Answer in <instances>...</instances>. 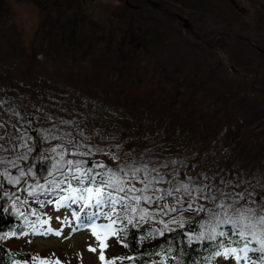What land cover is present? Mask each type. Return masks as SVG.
I'll list each match as a JSON object with an SVG mask.
<instances>
[{
	"label": "trees",
	"instance_id": "1",
	"mask_svg": "<svg viewBox=\"0 0 264 264\" xmlns=\"http://www.w3.org/2000/svg\"><path fill=\"white\" fill-rule=\"evenodd\" d=\"M13 1L33 5L40 15L36 35L27 43V51L20 50L17 68L14 72L0 71V100L3 101L0 117L18 121L22 133L29 138L30 149L18 169L31 175V179H49L61 171L67 172L66 166L54 167L63 164L61 154L65 159L85 161L84 168L105 165V168H95V172L115 169L135 160L147 162L149 169L154 166L159 169L164 182L155 186L165 185L159 191L161 193L181 185L191 189L207 185L218 199L221 198L220 192L232 194V199L242 194L244 199L239 200L240 205L254 208L261 205L260 199L248 193L251 177L257 171L256 161L264 158V86L255 87V81L264 80V75L250 78L245 73L212 72L214 66L211 65L209 72H193L192 81L185 77L186 81L180 78L172 82L171 72H146V64L141 66L142 55L148 54L138 55L136 50L145 46L139 15L142 10L127 7L120 10L118 7L110 10L107 18H101L91 6L94 0ZM146 1L140 4L150 6L144 5ZM160 4L164 15L170 14ZM10 6V0H0V23L11 21ZM260 11L256 27L264 25V10ZM113 18H126L127 23L122 26ZM82 35L85 39L81 41ZM62 51L70 61L83 55L89 57L88 72L83 76L76 72L68 78L59 72L50 76L38 72L37 54L47 62L56 60ZM219 65L223 67L220 60L218 68ZM60 86H65V91ZM80 87H91L99 99L94 104L85 103L86 90L74 91ZM208 93L213 97L210 105L205 102ZM226 100H238L240 106L248 108L251 116L245 125L232 130L238 118L226 111ZM252 118L260 120L255 126L259 132L254 139L260 135L261 142L253 141L249 134H240L250 127ZM77 144L82 147H74ZM226 145L232 149L229 158L222 154ZM89 148L93 151L88 155H69V152L88 153ZM97 148L102 151H95ZM170 161L176 163L170 164ZM161 164L168 166L161 167ZM192 165H198L197 172L192 173ZM144 175L137 174L139 179ZM190 178L197 180L193 183ZM72 184L77 186L75 181ZM135 187L141 188L143 184L135 183ZM144 195L158 194L149 191ZM173 197L178 198L175 212L165 208L164 202L160 206L156 200L151 204L142 202L139 207L150 214L144 223L133 225L126 218L118 222L120 231L116 249L108 250L116 264H156L160 256L154 253L162 252L169 242L174 251L168 254L173 259L167 264H174L177 258L183 264H199L209 255L212 245L195 239L189 244L185 235L195 233L204 219L209 218L207 211L196 210L201 206L206 209V204L202 203L205 199L197 192H192L190 197L183 188L174 191ZM43 199L30 205L37 217L43 214L48 203ZM190 203L191 209L188 207ZM209 204L212 209L214 202ZM159 213L162 222H159ZM25 218L26 225L39 226L36 218ZM170 220L177 223H169L165 229L164 223ZM180 223L184 225L182 228ZM23 225L0 197V264H34L33 257L48 259L54 264L57 260L48 254L10 248V237L25 236L27 226ZM220 227L218 232L228 234L224 238L225 244L239 240L238 236H232L230 225ZM242 245L243 242L239 246ZM128 256L134 260L118 259Z\"/></svg>",
	"mask_w": 264,
	"mask_h": 264
},
{
	"label": "rangeland",
	"instance_id": "2",
	"mask_svg": "<svg viewBox=\"0 0 264 264\" xmlns=\"http://www.w3.org/2000/svg\"><path fill=\"white\" fill-rule=\"evenodd\" d=\"M143 1L130 0L134 4H140ZM158 1L164 5L166 11L171 15L166 16L163 11L151 6L138 9V11L142 10L139 15L141 16V31L145 46L141 50H136L138 55L148 52L147 56L146 54L142 55L147 61L142 59L141 62V66L146 64V72H171L172 82H176L180 78L185 81L186 79L192 81L193 72H209L208 69L209 67L212 68L211 65L214 66L212 72H238L240 75L245 73L250 78L259 77V74L264 75V54L257 49L264 50V25L256 27V19L261 15L260 10H264V0ZM10 5L11 21L0 23V71L4 72H14L17 68V64L21 59L20 50L27 51L26 45L30 39L35 37L40 20L38 10L33 5L17 3L13 0H10ZM91 6L94 7L95 14L101 18H107L110 10H116L118 7L121 10L123 7H127L124 0H94ZM175 13H179L190 21L192 32L189 31L190 29L183 28L182 23L174 16ZM113 20L122 26L127 23L126 18H113ZM145 30H147L148 36H146ZM84 39L85 36L82 35L81 41ZM36 58L39 65L38 72H42L46 76L52 75L53 72H59L66 77L80 72L83 76L85 72H88L87 60L89 57L86 55L76 57L74 61H70L62 51L59 57L53 61L44 62L40 54H37ZM219 60L223 63V67H220V65L219 68L217 67ZM215 84H212L214 89ZM262 86H264V80L258 81L257 79L255 87ZM59 88L65 91V86ZM90 89L89 87H80L74 89V91L86 90L84 98L82 97L83 101L87 104H94L93 102L99 98ZM71 95L75 94L72 93ZM212 98V95L208 93L205 102L210 105ZM80 99H77V101H80ZM66 102L68 101L66 100ZM239 104L238 100H226V111L228 110L229 114H235L238 118V123L234 125L235 128L232 126V130L245 125V121L251 116L248 108ZM259 122L260 120L257 118H252L250 127L247 130H242L240 134L244 136L249 134L253 141L258 140L261 142L260 135L256 140L254 139L257 135L256 132H259L255 129ZM19 125L21 124L16 120L8 121L5 116L0 117V197L9 206L12 215L19 219L20 224L27 226L25 236L20 238L12 236L9 238L10 248L20 252L31 251L48 254V257L58 260L60 264H101L98 258V242L92 235L91 228L85 227L81 220L86 213H107L110 209L107 206L101 209L93 205L80 211L83 202L73 203L71 200L61 206L55 203L51 204L53 200L59 199L60 196L67 195V191L56 190V194L49 192L48 182L54 178L59 179L61 174H55L49 179H31V175L27 173L20 176L21 169H18V167L19 164H22L30 146L27 134L22 133L21 129L23 128ZM222 154L229 158L232 155L231 147L228 145L223 147ZM230 160L226 159V161ZM263 161L264 158H258L256 161L257 171L251 177V190L248 193L249 195L252 193L254 198L260 199V204L264 203L262 201V198H264ZM192 167L190 168L192 173L198 171V165H192ZM17 180L18 183L15 182ZM37 184H44V190L37 189L34 194H30L32 187ZM73 187H79V185ZM154 187L160 191L165 185H154ZM61 188L66 190L68 185L62 184ZM159 191L156 192L158 194L156 196L166 198L156 200L157 206H160L161 202H164V205H168L169 208H173L178 204V198L173 197V194L168 196L167 191L164 193ZM43 198L48 203L43 214L37 217L30 205ZM210 202L209 200L202 201L206 204V209L211 208L209 207ZM26 216H29L30 220L37 219L39 226L36 227L35 231L32 227L26 225L28 224L26 223ZM76 216L81 217V220L76 219ZM157 216L159 222H162L160 213ZM113 218L115 219V216ZM44 220H47L48 223L41 227V222ZM144 220H139L137 216L132 218V224L144 223ZM155 220L153 218V223H156ZM126 221L128 222L127 218ZM92 222L97 225H104L109 221L103 215H98L93 218ZM201 225L210 227L209 218H205ZM201 225L195 233L190 234L193 239L199 232L207 230L202 228ZM114 227L119 233L120 223H117ZM220 228H217V232ZM47 229H51L52 232H47ZM74 229L75 231H73ZM56 230L61 231L60 236L54 234ZM65 237L68 238L65 239ZM116 238L117 236H111L106 240L108 246L104 250V255L107 258H112L108 250L116 249ZM249 246L258 248L259 244L253 242ZM89 247L96 248L97 251H89ZM249 255L255 258L258 253H249ZM217 264H235V261L221 258ZM241 264H243V261Z\"/></svg>",
	"mask_w": 264,
	"mask_h": 264
},
{
	"label": "snow or ice",
	"instance_id": "3",
	"mask_svg": "<svg viewBox=\"0 0 264 264\" xmlns=\"http://www.w3.org/2000/svg\"><path fill=\"white\" fill-rule=\"evenodd\" d=\"M3 101L0 100V104ZM63 123H68L64 121ZM74 147L79 148L81 145L77 144ZM52 151H56L55 148ZM93 151L89 148L88 153L79 152H69V155H88ZM95 151H102L101 149H95ZM114 159L116 157H113ZM60 161L63 162L62 165H54L58 169L60 167H67V172L61 171L59 179H53L48 182L49 192L56 194V190L67 191V195L60 196L59 199L55 200L54 203L58 206L66 204L69 200L73 203L81 201L82 206L80 211L87 209L91 206L96 208H103L107 206L110 211L107 213H86L82 218L76 216V219L81 220L85 227H90L92 235L96 238L99 247V260L101 264H116V261L107 258L104 255V250L107 248L106 240L111 236H118V230L114 227L119 221L128 218V223H132V218L138 216L139 220H144L149 217V212L146 209H141L139 205L143 203L151 204L154 200L162 199L158 196H148L144 195L146 192H157L159 189L155 188L154 185L157 183H163V176L159 175V169L155 166L149 169L147 162H137L133 161L131 164H124L123 166H118L115 169L108 168L103 172H95V168H105L103 164H96L92 168H84L85 161L82 160H72L65 159L63 154L60 155ZM170 164H175L176 161H170ZM167 164H161V167H167ZM157 173L153 176L152 173ZM145 173L142 179H139L137 174ZM25 173L21 171L23 176ZM193 183L196 182L197 178H190ZM72 181H75L79 187H73ZM18 183L19 181H15ZM143 184V187H135V183ZM68 184V188L62 189V184ZM87 184V186H85ZM126 185H131L126 187ZM54 186V187H53ZM44 184H37L32 187L30 194H34L37 189L44 190ZM183 188V191L187 193L190 197L192 192H197L201 195L202 199L213 201L214 207L212 209H204L203 206L196 209L197 211H207L209 215V225H201L202 228H206V231H201L195 237L199 241H207L212 247L209 248V255L202 258L199 264H217V262L222 258L224 260H234L235 264H264V203H262L258 208L251 206L240 205L239 200L244 199L242 194H237L236 199H232V194L220 192V199L212 194V189L209 186L198 187L195 189L183 187H177L172 190L167 191V195L171 196L173 192H179ZM207 188V192H205ZM217 191H220L217 189ZM122 194V195H121ZM227 201V202H226ZM264 201V198H262ZM169 208L168 205L164 206ZM189 209L192 208V204L188 205ZM171 212L177 211L176 208H170ZM98 215H103L108 219V223L104 225H97L93 221L94 217ZM115 216V219L113 218ZM131 216V218H129ZM48 223L47 220L41 222V227ZM169 223H177L176 220H170L164 223V228H168ZM228 224L231 226L230 231L232 236H238L239 240H231L228 244H225L224 238L227 237L225 232H217V228L221 225ZM184 225L180 223L182 228ZM33 230H36L35 224L32 225ZM47 232H52L51 229H47ZM75 231V229L73 230ZM152 234V230H149ZM55 235L60 236L61 231L56 230ZM163 234L162 232L160 233ZM189 244L193 242V237L188 233ZM68 237H65L67 239ZM219 241V242H217ZM243 242V247H240V243ZM253 242L259 244L258 248L250 247L249 245ZM235 244L237 247H232ZM127 247V244H124ZM89 251L96 252V248L89 247ZM174 249L172 248L170 242L167 248H164L162 252H155L154 255L160 256L159 264H167L168 260H172L173 257L168 255L172 253ZM249 253H258L254 258L250 256ZM120 260H134V257L128 256L123 258H118ZM34 264H53L51 260L33 257ZM54 264H60L57 260ZM174 264H183V261L178 258L174 261Z\"/></svg>",
	"mask_w": 264,
	"mask_h": 264
},
{
	"label": "water",
	"instance_id": "4",
	"mask_svg": "<svg viewBox=\"0 0 264 264\" xmlns=\"http://www.w3.org/2000/svg\"><path fill=\"white\" fill-rule=\"evenodd\" d=\"M124 3H125V5H126L127 7L131 8V9H134V10H138V9H140V8L143 7L142 4H134V3L130 2V0H124ZM146 4L150 5L151 7L156 8V9H158V10H163V9H164V8L161 6L160 2H158L157 0H147V1L145 2L144 5H146ZM174 16L177 18V20H178L179 22L182 23L183 28H185V29H190V30H191V28H192L191 23H190V21H189L186 17L180 15L179 13H175ZM256 48H257V47H256ZM257 49H258L261 53L264 54V50H263V49H260V48H257ZM160 259H161V258H159V259L157 260V263H156V264H159Z\"/></svg>",
	"mask_w": 264,
	"mask_h": 264
}]
</instances>
